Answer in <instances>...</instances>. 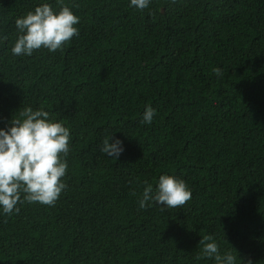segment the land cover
<instances>
[{
    "label": "trees",
    "instance_id": "1",
    "mask_svg": "<svg viewBox=\"0 0 264 264\" xmlns=\"http://www.w3.org/2000/svg\"><path fill=\"white\" fill-rule=\"evenodd\" d=\"M41 2L0 0V127L28 106L62 121L67 187L0 214V264H215L207 236L264 264V0H47L80 17L79 35L13 56L15 19ZM111 133L118 159L100 151ZM162 174L191 199L139 208Z\"/></svg>",
    "mask_w": 264,
    "mask_h": 264
},
{
    "label": "clouds",
    "instance_id": "2",
    "mask_svg": "<svg viewBox=\"0 0 264 264\" xmlns=\"http://www.w3.org/2000/svg\"><path fill=\"white\" fill-rule=\"evenodd\" d=\"M152 0H129V7L143 11ZM80 17L69 6L53 7L47 0L33 10L15 19L17 35L11 47L13 56H32L34 51L46 49L56 52L74 36ZM5 37L0 35V39ZM217 76L221 69H214ZM156 109L145 106L141 123L151 124ZM71 130L62 121L53 119L42 107H25L19 116L0 127V214L19 212L18 204L39 203L53 206L67 187V156L70 151ZM100 151L110 158L118 159L125 151L124 142L106 135ZM190 188L183 179L174 175L159 176L155 190L147 185L139 200V208L160 206L177 208L191 199ZM201 254L214 259L215 264H236L231 251L221 253L212 236L200 239ZM200 258L199 256L197 257Z\"/></svg>",
    "mask_w": 264,
    "mask_h": 264
}]
</instances>
